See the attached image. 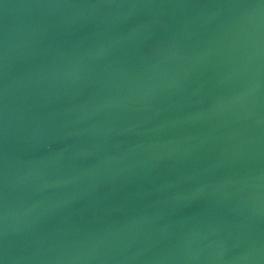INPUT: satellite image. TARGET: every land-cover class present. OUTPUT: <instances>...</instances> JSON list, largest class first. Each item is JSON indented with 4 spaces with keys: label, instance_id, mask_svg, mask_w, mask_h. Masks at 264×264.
<instances>
[{
    "label": "water",
    "instance_id": "water-1",
    "mask_svg": "<svg viewBox=\"0 0 264 264\" xmlns=\"http://www.w3.org/2000/svg\"><path fill=\"white\" fill-rule=\"evenodd\" d=\"M0 264H264V0H0Z\"/></svg>",
    "mask_w": 264,
    "mask_h": 264
}]
</instances>
